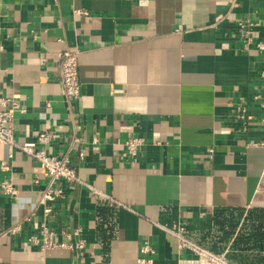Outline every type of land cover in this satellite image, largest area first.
<instances>
[{
	"label": "crops",
	"instance_id": "1",
	"mask_svg": "<svg viewBox=\"0 0 264 264\" xmlns=\"http://www.w3.org/2000/svg\"><path fill=\"white\" fill-rule=\"evenodd\" d=\"M241 19L253 23L249 50ZM260 41L264 0H0V91L24 108L15 137L51 131L49 150H70L79 176L101 192L59 183L65 195L49 202V226L59 242L80 228L86 246L44 255L28 243L42 219L43 169L18 148L8 159L0 143V166L11 167L0 169V186L19 190L13 198L0 187V264H138L147 239L154 264L192 256L158 223L184 226L233 262L264 264V240L250 237L264 232V148L249 146L264 124L242 131L234 117L264 70ZM65 48L80 51L71 104L59 80ZM132 135L147 141L135 160L124 144Z\"/></svg>",
	"mask_w": 264,
	"mask_h": 264
},
{
	"label": "built area",
	"instance_id": "2",
	"mask_svg": "<svg viewBox=\"0 0 264 264\" xmlns=\"http://www.w3.org/2000/svg\"><path fill=\"white\" fill-rule=\"evenodd\" d=\"M80 13L87 12L81 11ZM252 24V21L249 19H241L236 24L239 41L242 43L244 50H249L254 43L251 32ZM255 44L257 48L264 49V42L260 41ZM79 56V50H71L69 48H65L57 54L60 66L59 80L69 104L77 99L81 92ZM251 90L252 93L249 97H239L234 104L236 106L234 113L235 122L240 124L242 131H247L248 125L254 121H260L264 124V70L253 81ZM252 103L258 108L253 107ZM23 110L24 108L18 96H5L0 91V143L9 148L8 159L13 157V149L18 148L40 163L46 178V185L42 190L39 200V204L43 207L42 219L37 223L38 232L30 236L28 243L39 246L44 255L49 250L57 248L83 250L86 246V241L79 237L80 228L75 229L67 235L68 241L59 242L57 240V232L49 226V220L53 214V208L49 202L56 201L65 195L64 188L59 184L63 181L69 184L86 186L93 194L101 195V192L79 176L75 165L72 163L70 150L63 154H56L49 150V146L54 139V134L51 131L44 130L40 132L37 138L32 141L20 142L15 137L16 114ZM76 142L77 139L75 138L69 149L74 148ZM146 143V139L142 136H130L124 143L127 155L135 160ZM249 146L264 148V133L258 138H253L249 142ZM210 152L213 153L214 150L210 149ZM83 157L84 153H80V158ZM10 168L8 161L1 163V170L9 171ZM260 182L264 184V168ZM0 187L2 193L13 198H18L19 190L13 185L11 180L3 181ZM110 199L113 200L111 197ZM158 225L177 238L179 250L187 249L192 253L190 257H179L174 264H240L231 261L226 252L212 251L188 238L184 233L185 227L182 225L176 228L159 223ZM20 226L19 223L13 226L10 232L16 233L20 229ZM140 252L141 256L137 260L138 264H154L151 255L156 251L149 239L143 242Z\"/></svg>",
	"mask_w": 264,
	"mask_h": 264
},
{
	"label": "trees",
	"instance_id": "3",
	"mask_svg": "<svg viewBox=\"0 0 264 264\" xmlns=\"http://www.w3.org/2000/svg\"><path fill=\"white\" fill-rule=\"evenodd\" d=\"M250 237L255 240L256 244V242L258 243L264 240V232H262V230L258 228L254 233L250 235Z\"/></svg>",
	"mask_w": 264,
	"mask_h": 264
}]
</instances>
